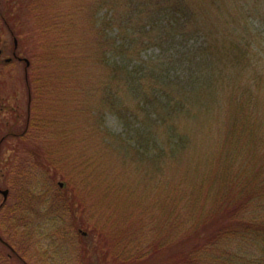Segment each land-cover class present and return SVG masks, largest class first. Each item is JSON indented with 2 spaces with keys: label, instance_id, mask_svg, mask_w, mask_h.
Returning a JSON list of instances; mask_svg holds the SVG:
<instances>
[{
  "label": "trees",
  "instance_id": "16d2710c",
  "mask_svg": "<svg viewBox=\"0 0 264 264\" xmlns=\"http://www.w3.org/2000/svg\"><path fill=\"white\" fill-rule=\"evenodd\" d=\"M11 1L0 0V30H16L14 13L43 18L46 1L59 5L35 30L49 35L39 65L54 61L41 66L51 74L45 84L70 92L61 100L86 104L76 114L86 112L87 146H100L86 160L94 167L104 155L119 182L105 175L104 194L91 187L90 198L100 200L81 225L99 238L74 245L87 264H264V132L253 137L264 130V0H99L106 12L96 15L97 2L81 7L80 21L66 0ZM149 47L157 52L143 57ZM25 81L34 99V79ZM29 105L26 121L34 126L35 101ZM107 113L119 131L101 127ZM181 166L185 175L174 172ZM80 180L89 181L83 171ZM128 202L126 217L120 204ZM97 210L109 215L106 231L92 229ZM117 212L123 223L115 231ZM71 222L76 236L80 222ZM116 232L126 244L109 258L104 247L121 240ZM0 245V264H30L13 244L15 251Z\"/></svg>",
  "mask_w": 264,
  "mask_h": 264
},
{
  "label": "rangeland",
  "instance_id": "374dc122",
  "mask_svg": "<svg viewBox=\"0 0 264 264\" xmlns=\"http://www.w3.org/2000/svg\"><path fill=\"white\" fill-rule=\"evenodd\" d=\"M8 2L12 3L11 0H7ZM29 2L32 3V1L27 3ZM39 2L33 3L39 5ZM96 2V15L101 17L106 12V8L97 7L99 0H66L65 7L74 6L73 9L76 8L74 13L77 14L73 16V19L77 18L80 21V8L87 11ZM57 6L59 5L46 1L44 7L38 10L45 14L43 18H34L31 17L32 14L25 13L19 20L15 18L14 13L10 21L16 30L12 31L6 27L0 30V188H8L7 198L0 207V234L2 235L0 237L11 250L15 251L11 246L13 244L30 264H48V257L51 260L55 257L63 260L64 257L63 261L67 264H87L84 255L81 251H76L74 245L78 246V242L94 245L99 238L81 225V218L89 217L90 213H94L97 202L100 200L97 196L95 199L90 198L91 187L94 185V192L101 191L104 194V186L103 188L100 186V180L105 178V175L110 178L107 181L112 179L117 184L119 182L114 180V172L113 175L107 173L111 164L109 166L104 164L105 157L101 152L99 156L103 157V161L100 160L94 167L90 166L86 160L91 151L97 154L100 149L98 143L94 147L87 146L86 112L82 110L83 113L76 114V109H82L86 107V104L81 99L77 102L61 100L70 92L60 89L61 87L45 84V78L51 74L48 73L50 71L48 68L41 66H51L54 61L40 62L41 66L39 65V59L43 57L42 41L49 35L39 37L36 27L41 25L43 20L48 19L53 9L58 8ZM109 16L110 12L106 14V17ZM116 30V26L109 28L111 34H114ZM14 36L17 39L16 55L26 57L29 60L28 65L23 59L13 56ZM72 38L70 35L68 39ZM84 43L87 45L86 41ZM155 52H157L156 47H149L142 52V56L147 57ZM5 57H11V60L6 62ZM27 79H34V99L29 94L28 84L25 81ZM35 82L37 86H40L38 90H36ZM31 101L33 104L35 101V112L38 114L34 126H28L26 121ZM258 108L264 117V97L258 101ZM101 127H106L113 132L121 129L120 122L111 113L104 116ZM256 132L257 135L253 137L261 140L263 128H258ZM212 137L213 141L219 138L216 134ZM255 152L256 158L259 156L257 148ZM252 156L253 154L250 157ZM91 167H93L92 171L89 169ZM81 171L85 172L89 181L80 180ZM174 172L185 175L188 171L181 166ZM190 177L195 182L196 178L191 175ZM127 190L130 191L129 188ZM123 192L126 194L124 190ZM164 192L167 194V188ZM166 194L163 193L161 199H165ZM120 196L123 195H119L118 198ZM1 201L0 193V203ZM80 203H84L85 208H82ZM120 206L127 207L124 212L126 217L131 216L132 206L129 202L128 205L125 203ZM99 210L95 211L94 215L99 219L96 222L93 221L92 229H100L103 232L106 224L104 221L106 218L109 219V215H106V211L99 212ZM133 215H135L134 212ZM112 217L111 224L116 231L123 221L122 218L120 219V212L114 213ZM145 218L149 221L148 216ZM71 221L80 222L76 236H74L75 229ZM121 233H118L120 239ZM99 236L104 237V235ZM149 237L150 233L145 232L144 239L148 240ZM35 240H39L41 247L49 248L46 250L47 258L42 252L43 248L34 244ZM115 241L110 242L115 243ZM125 242L126 238H122L113 248L111 247L112 250L109 245L105 246L106 254L109 252L107 254L109 258L111 251L115 254L117 251L124 250ZM125 249L129 250L130 246ZM3 250L7 252L9 249L3 248ZM55 263L56 261L51 264Z\"/></svg>",
  "mask_w": 264,
  "mask_h": 264
},
{
  "label": "water",
  "instance_id": "95a60500",
  "mask_svg": "<svg viewBox=\"0 0 264 264\" xmlns=\"http://www.w3.org/2000/svg\"><path fill=\"white\" fill-rule=\"evenodd\" d=\"M13 42H14V46L16 47V45H17V39H16V37L14 36L13 37ZM0 52H1V50H0ZM14 54H15V52H13ZM11 59V57H5V61H9ZM23 60L25 61V63H26V65H28L29 64V60L26 58V57H23ZM0 193L2 194V201H1V203H0V207L2 206V204L4 203V201L6 200V198H7V195H8V188H0ZM0 239H2L1 237H0ZM4 241V240H3ZM5 242V241H4ZM26 263V262H25Z\"/></svg>",
  "mask_w": 264,
  "mask_h": 264
}]
</instances>
